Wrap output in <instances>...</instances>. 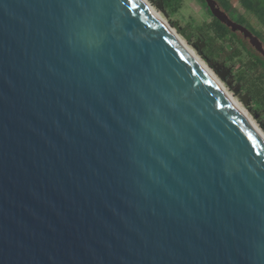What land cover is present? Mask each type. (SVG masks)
Returning <instances> with one entry per match:
<instances>
[{
  "label": "water",
  "instance_id": "obj_1",
  "mask_svg": "<svg viewBox=\"0 0 264 264\" xmlns=\"http://www.w3.org/2000/svg\"><path fill=\"white\" fill-rule=\"evenodd\" d=\"M0 264H264V143L139 0H0Z\"/></svg>",
  "mask_w": 264,
  "mask_h": 264
},
{
  "label": "trees",
  "instance_id": "obj_2",
  "mask_svg": "<svg viewBox=\"0 0 264 264\" xmlns=\"http://www.w3.org/2000/svg\"><path fill=\"white\" fill-rule=\"evenodd\" d=\"M163 1L178 5L182 0ZM200 1L212 19L206 25L207 30L214 34L204 37L208 51L206 60L210 64H239L238 80L242 87L264 106V33L256 30L229 0ZM239 1L245 11L257 17L264 26V0ZM244 54L247 57L242 60Z\"/></svg>",
  "mask_w": 264,
  "mask_h": 264
},
{
  "label": "rangeland",
  "instance_id": "obj_3",
  "mask_svg": "<svg viewBox=\"0 0 264 264\" xmlns=\"http://www.w3.org/2000/svg\"><path fill=\"white\" fill-rule=\"evenodd\" d=\"M148 4L164 19V21L179 34L198 57L213 71L223 87H226L237 102L245 109L251 119L264 133V106L256 100L252 94L242 87V82L238 80L240 72L239 64H228L218 62L210 64L205 55L208 51L205 46L204 37L213 36V32H208V23L212 21L207 10L200 0H182L180 4H167L163 0H146ZM229 2L244 16L256 30L264 33V26L254 15L245 11L239 0H229ZM203 30H202V29ZM206 29V30H205ZM206 31V32H205ZM176 33V34H177ZM204 53V54H203ZM242 56V60L246 59Z\"/></svg>",
  "mask_w": 264,
  "mask_h": 264
},
{
  "label": "bare ground",
  "instance_id": "obj_4",
  "mask_svg": "<svg viewBox=\"0 0 264 264\" xmlns=\"http://www.w3.org/2000/svg\"><path fill=\"white\" fill-rule=\"evenodd\" d=\"M142 6L147 9L156 20L162 25L168 34L187 52L190 58L195 62V64L201 69V71L216 85L220 92L229 100L234 109L242 116V118L250 125L254 132L260 137L264 143V133L257 126V124L251 119L245 109L234 99V97L227 92L223 87V84L219 81L216 75L209 69V67L198 57V55L185 43V41L175 32L165 21L164 19L153 9V7L148 4L146 0H139ZM177 33V34H176Z\"/></svg>",
  "mask_w": 264,
  "mask_h": 264
}]
</instances>
